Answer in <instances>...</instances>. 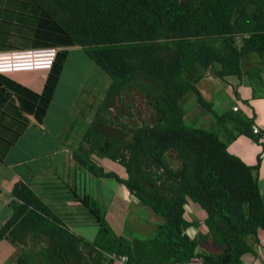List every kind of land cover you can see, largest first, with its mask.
Segmentation results:
<instances>
[{
  "label": "trees",
  "instance_id": "16d2710c",
  "mask_svg": "<svg viewBox=\"0 0 264 264\" xmlns=\"http://www.w3.org/2000/svg\"><path fill=\"white\" fill-rule=\"evenodd\" d=\"M47 24L48 46L61 50L43 95L30 105L45 113L67 53L80 47L110 77L111 86L75 159L97 177L105 173L91 155L118 161L127 169L128 190L165 219L152 240L117 235L101 207L81 199L99 225L95 241L75 234L26 182L13 189V214L0 240L17 250L13 264H243L250 239L264 231V197L257 168L228 151L218 131L189 127L180 110L182 97L212 69L241 75L243 56L264 58V0H34ZM49 27L51 28L49 30ZM49 42V41H48ZM138 92L155 113L151 124L116 122L110 112L127 93ZM219 126L231 122L239 134L255 137L252 122L241 115L216 114L199 96ZM113 130L116 133H113ZM176 154L179 166L168 157ZM119 180V179H118ZM140 180H144L142 185ZM204 210L208 233L191 238L185 206ZM204 243L208 254H199ZM88 251L90 257L85 254Z\"/></svg>",
  "mask_w": 264,
  "mask_h": 264
},
{
  "label": "crops",
  "instance_id": "0c3cea01",
  "mask_svg": "<svg viewBox=\"0 0 264 264\" xmlns=\"http://www.w3.org/2000/svg\"><path fill=\"white\" fill-rule=\"evenodd\" d=\"M34 0H0V54L35 51L48 46L47 24ZM51 28L49 27V30ZM57 49V48H56ZM59 52L64 49H59ZM63 69L45 113L31 106V95H43L51 69H17L0 73V229L13 214V189L20 181L29 184L77 235L93 242L99 225L81 199L90 197L101 207L113 231L129 240H152L165 219L146 207L123 181L127 169L118 161L91 155V161L118 179L97 177L75 159L78 149L111 86L110 77L80 47L65 49ZM241 75L218 77L210 69L179 102L186 124L191 128L218 131L228 142V151L246 165L257 168L264 197V58L258 53L242 57ZM208 102L218 115H241L258 128L250 137L239 134L231 122L219 126L213 114L199 102ZM238 108L237 111L234 108ZM179 166V161L176 167ZM191 238L208 233L206 214L200 205L185 206ZM87 230L92 231L87 234ZM251 251L243 264H264V231L249 240ZM204 243L199 254H208ZM16 248L0 240V264H13ZM195 259L194 264H201Z\"/></svg>",
  "mask_w": 264,
  "mask_h": 264
},
{
  "label": "built area",
  "instance_id": "2783aa9c",
  "mask_svg": "<svg viewBox=\"0 0 264 264\" xmlns=\"http://www.w3.org/2000/svg\"><path fill=\"white\" fill-rule=\"evenodd\" d=\"M59 50L56 48L40 49L35 51L14 52L7 54H0V73L6 70L17 69H37L48 68L51 69L57 58ZM235 111L238 108H234ZM255 134H259L260 130L256 127L253 129ZM128 258L121 256L116 258L115 264H126Z\"/></svg>",
  "mask_w": 264,
  "mask_h": 264
},
{
  "label": "rangeland",
  "instance_id": "374dc122",
  "mask_svg": "<svg viewBox=\"0 0 264 264\" xmlns=\"http://www.w3.org/2000/svg\"><path fill=\"white\" fill-rule=\"evenodd\" d=\"M110 116L116 122L122 120L131 125L151 124L156 117L148 102L136 91L127 93L123 104L117 102V106L110 112ZM113 133H116V131L113 130ZM168 157L171 164L176 168V163H178L176 154L170 152ZM140 182L142 185L145 183L144 180H140ZM90 232L92 231L87 230V234ZM85 254L90 257L88 251H85Z\"/></svg>",
  "mask_w": 264,
  "mask_h": 264
}]
</instances>
